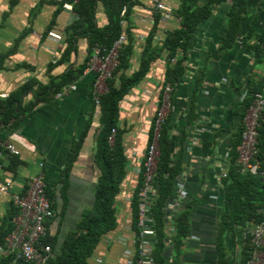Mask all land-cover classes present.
<instances>
[{
    "label": "crops",
    "instance_id": "crops-1",
    "mask_svg": "<svg viewBox=\"0 0 264 264\" xmlns=\"http://www.w3.org/2000/svg\"><path fill=\"white\" fill-rule=\"evenodd\" d=\"M131 1L134 7L130 26L136 45L132 74L139 69L145 41L157 19L154 0ZM163 1L173 9L180 6V0ZM208 1L197 0V3L202 6ZM233 1L215 0L212 15L202 22L194 35L185 65L186 75L173 94L168 129L175 147V159L181 156L184 136L189 134L193 143L186 149L183 166L187 177L186 196L180 199L178 192L167 206L170 215L168 264H173L174 260L173 217L183 205L194 201L197 204L191 216V235L186 241L181 264L219 263V222L225 204L220 177L227 171L232 147L241 137L243 104L256 93L264 94V55L261 50L264 0H248L242 37L231 49L222 52L221 42L227 34ZM97 3L95 21L97 27L103 29L110 23L108 10L103 3ZM58 9L53 0H0V57L6 56L0 70V99L6 100L28 84L35 88L47 87L53 82L57 84L69 70L67 65L53 64L56 53H59V61L64 47L60 50V45L47 38V31L55 19V29L64 34L72 20V15L65 10L55 18ZM175 26V23L161 19L156 27L155 44L162 46ZM77 47L70 69L84 65L88 59V40L80 39ZM166 69L164 58L154 63L147 78L121 105L118 128L124 132L129 165L128 181L116 200L119 227L101 240L89 264H126V253L134 250L130 208V196L137 185L134 172L144 160L150 144L153 122L162 101ZM85 74L77 83L76 92L61 100L55 96L50 103L41 104L13 121L11 126L0 125V140L14 144L18 151L16 157L5 160L4 164L11 172L5 168L2 180L7 182L11 193H21L34 176L45 175L55 206L49 233L60 242L93 209L101 174L99 139L104 127L101 108L94 100L96 76L88 69ZM33 101L31 91L24 95V103ZM192 114L198 118L191 122ZM206 140H216L215 153L210 157L204 155ZM78 143L82 144L76 154L74 148ZM13 160L16 167H12ZM12 213L15 218L18 210L11 197L0 195V226ZM242 239L244 237L227 235V264H241Z\"/></svg>",
    "mask_w": 264,
    "mask_h": 264
},
{
    "label": "trees",
    "instance_id": "trees-1",
    "mask_svg": "<svg viewBox=\"0 0 264 264\" xmlns=\"http://www.w3.org/2000/svg\"><path fill=\"white\" fill-rule=\"evenodd\" d=\"M97 1L103 3L108 10L110 23L107 27L99 29L96 24V6ZM248 0H234L232 9L228 15V28L226 37L221 42V51L225 52L232 48L242 37V26L246 19ZM59 8L55 18L64 11L63 4L54 2ZM215 0H209L207 4L198 6L197 0H180V6L174 9L172 20L175 23L174 29H171L166 36L162 46L156 45V36L158 23L162 16L155 14L157 23L155 28L149 34L145 41L143 57L137 71L131 74L132 59L136 53V45L131 33L130 18L132 8L131 0H80L74 6V13L77 20L72 25H68L65 30L64 50L60 53L58 65H67L69 70L61 78L59 83L53 82L50 86L34 87L28 84L14 94L8 96L6 100L0 99V125L11 126L13 121L26 115L28 111L37 108L44 103H50L54 97L64 87L78 83L84 76L90 60L93 57L94 49L99 47L103 55H108L116 41L122 34L127 36L128 42L123 46L120 55V65L114 73V79L108 83V92L101 97V123L104 127L99 139V161L100 178L98 179L95 192V205L93 209L84 215L81 222L60 242L58 238L47 237L43 243L52 248V254L47 264H89V260L94 256L101 240L116 231L119 227V221L116 209L117 197L122 193L124 183L128 176L129 161L126 157L124 148V132L119 130V120L121 105L125 98L150 74L154 63L165 59L167 69L165 73L164 85H171L174 89L186 75V63L188 62V53L194 35L202 22L208 19L213 12ZM127 7V13L124 19L122 11ZM126 21V27L122 26V21ZM56 19L49 30H54ZM130 27V28H129ZM86 39L89 42L88 59L80 67H71L70 61L74 54L78 52V41ZM264 43V37L263 42ZM220 51V52H221ZM182 55V56H181ZM218 55V54H217ZM216 55V56H217ZM181 56V57H180ZM5 57H0V70ZM176 62L173 63V60ZM34 95V101L30 104L24 103V95L30 93ZM174 94V93H173ZM173 102V100H172ZM250 99L243 105L244 122L246 111L249 107ZM173 106V103H172ZM172 110V109H171ZM191 122L198 116L193 115ZM170 117L161 129L160 149L161 157L158 169L155 174L156 194L152 200V218L155 222V237L153 239V258L155 264H168L166 255L167 243L169 239L168 221V203L173 196L178 193L177 185L183 180L185 175L184 160L186 149L192 145L193 139L188 134L181 141V156L176 160L173 156L174 143L169 136L168 124ZM190 122V123H191ZM151 132L150 144L154 135L155 126ZM116 129L117 134L113 145L110 143L112 130ZM259 131V163L261 171L258 175L242 172L238 166V155L236 149L241 143L243 130L240 131L241 137L238 138L233 150L230 152V163L226 177L221 175L220 179L224 188L225 204L222 216L219 222L218 236V264H227L226 237L229 234L235 238L240 236L243 245L241 264H248L253 252V246L250 238H245V234L253 226L260 224L264 220L262 210L264 209V117L261 120ZM85 136V135H84ZM191 138V139H190ZM82 143L75 145L74 151L77 154ZM149 144V145H150ZM216 140H206L203 144L205 157H210L215 153ZM12 167H16V162H11ZM142 172L137 178V185L133 191L130 208L132 213V231L136 236L137 242L140 241V231L138 229V220L141 206L140 193L144 189L145 183V159L142 162ZM7 171H10L6 168ZM12 170H15L12 168ZM11 172V171H10ZM50 201H52V211L54 212L52 220L55 218V206L53 205V196L47 189ZM197 202H191L183 205L176 216L173 217L174 229L172 233L173 241V264H181V257L184 255L186 241L191 235V216ZM15 213V212H14ZM12 213L9 218L3 220L0 226V247L5 246L7 238L14 231ZM48 221L50 227L51 221ZM27 264L17 260L15 255L0 257V264Z\"/></svg>",
    "mask_w": 264,
    "mask_h": 264
},
{
    "label": "built area",
    "instance_id": "built-area-1",
    "mask_svg": "<svg viewBox=\"0 0 264 264\" xmlns=\"http://www.w3.org/2000/svg\"><path fill=\"white\" fill-rule=\"evenodd\" d=\"M58 4H63L65 11L72 15L70 24L72 25L77 16L74 13V6L80 0H53ZM154 11L162 16V20H172L174 9L167 5L163 0H154ZM127 7L122 11V18L126 16ZM122 26L126 27V21H122ZM47 38L60 45V50L64 47L65 34L57 29L47 31ZM128 39L122 34L118 41L114 44L108 55H103L101 48L94 49L93 57L89 62L88 70L96 76L94 85V100L98 107L101 106V97L105 95L110 80L114 79V73L120 65V55L123 46L127 44ZM264 54V45L262 47ZM59 53H56L53 64H58ZM176 59L173 60V63ZM86 75V74H85ZM78 89L77 83L64 87L56 98L61 100ZM174 89L171 85H165L162 92V101L158 108L154 119L155 131L151 144L145 153V183L144 189L140 193L141 206L138 220V229L140 231V241L137 242L134 234V250L126 253V264H155L153 258V239L155 233V222L152 218V200L155 197V174L158 169L161 157L160 137L161 129L166 123L172 109ZM245 100V96L242 101ZM264 117V94L256 93L250 99L249 107L245 114L243 122L242 140L236 149L238 155V166L242 168L244 173H252L258 175L261 171L259 163V127ZM117 130H112L110 143L113 145L116 138ZM18 155L17 148L9 141L0 140V195H9L13 205L18 210V214L13 218L14 231L7 238L5 246L0 247V257L15 255L17 260H21L27 264H47L52 254V248L45 245L43 241L49 237L48 221L53 217L52 201L47 193V184L43 173L34 176L28 183L25 191L19 193H11L7 182L3 181L5 172V160ZM144 161V160H143ZM136 168L134 174L136 178L142 172V162ZM226 174L224 175V178ZM128 178V177H127ZM184 175L177 185L180 199H184L185 180ZM128 181V179H126ZM137 181V179H136ZM134 191V190H133ZM133 195V192H132ZM132 196H130L131 202ZM264 216V209L262 210ZM250 238L253 246V252L248 264H264V220L253 226L244 235Z\"/></svg>",
    "mask_w": 264,
    "mask_h": 264
},
{
    "label": "clouds",
    "instance_id": "clouds-1",
    "mask_svg": "<svg viewBox=\"0 0 264 264\" xmlns=\"http://www.w3.org/2000/svg\"><path fill=\"white\" fill-rule=\"evenodd\" d=\"M264 43L262 44V47H263ZM262 47H261V50H262ZM262 53H263V50H262ZM264 55V54H263Z\"/></svg>",
    "mask_w": 264,
    "mask_h": 264
}]
</instances>
